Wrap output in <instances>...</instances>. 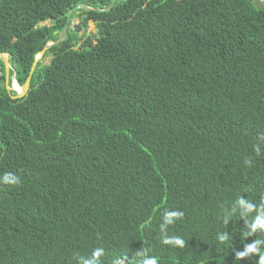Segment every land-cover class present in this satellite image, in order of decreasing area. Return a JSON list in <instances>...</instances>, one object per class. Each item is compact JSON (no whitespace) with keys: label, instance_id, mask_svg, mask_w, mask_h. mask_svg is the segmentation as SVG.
Segmentation results:
<instances>
[{"label":"trees","instance_id":"obj_1","mask_svg":"<svg viewBox=\"0 0 264 264\" xmlns=\"http://www.w3.org/2000/svg\"><path fill=\"white\" fill-rule=\"evenodd\" d=\"M111 1L0 0L10 75L25 83L72 8ZM255 3L77 9L71 18L92 20L96 33L69 28L22 98L0 83V264H257L260 251L237 258L264 240L251 229L264 212V3ZM5 173L20 182L3 183ZM177 238L183 246L166 242Z\"/></svg>","mask_w":264,"mask_h":264},{"label":"water","instance_id":"obj_2","mask_svg":"<svg viewBox=\"0 0 264 264\" xmlns=\"http://www.w3.org/2000/svg\"><path fill=\"white\" fill-rule=\"evenodd\" d=\"M116 2H117V0H112L110 2V4L104 9L94 8V7H91L85 3H81V4L77 5L76 7L72 8L67 14L66 22H65V24H64V26H63L60 34H59L58 39L57 40H50L44 46V48L42 50H40L39 53L35 56V59H34L32 67L30 69L29 75H28L25 83L22 86L16 81L14 73L12 75H10V70H12V65L10 63V58H11L10 53L0 52V59L4 65L3 75L0 77V79H2L4 81V83H1V86L6 88V90L8 91V93L10 94L12 99H19V98H22L23 96H25V94L28 92V90L30 88V81H31L33 73L36 69V66L39 63V61L43 58L45 52L54 46L62 44L63 42H65L67 40L68 29L70 27V20H71V16H72L73 12L76 11L77 9H82V10H86V11H95L98 13L109 12L113 8V6L116 4ZM255 5L258 7L259 3H255ZM72 28L75 30V32L79 33L81 26L78 24V25L73 26ZM15 85L19 86V88L21 90L20 91L16 90L14 88ZM13 91L15 92L14 94L12 93ZM0 155H1V149H0Z\"/></svg>","mask_w":264,"mask_h":264},{"label":"clouds","instance_id":"obj_3","mask_svg":"<svg viewBox=\"0 0 264 264\" xmlns=\"http://www.w3.org/2000/svg\"><path fill=\"white\" fill-rule=\"evenodd\" d=\"M257 151H259V148H257ZM2 182L3 183L17 184V183L20 182V178L18 176H16V175L12 174V173H5L3 178H2ZM240 203L244 204L245 201L241 200ZM247 208L249 210H251L253 208V205L247 204ZM177 215H179L178 212H173V213L170 214V216H177ZM251 229H252V233H255L256 230L259 229L261 234H264V212H261V214L256 217L255 222L251 224ZM249 234L250 233L247 232V231H245L243 233L245 238ZM220 239L223 241V240L228 239V237L225 236V235H222L220 237ZM166 242L167 243H174V244L180 245V246H183V244H184V241L182 239H179V238L174 239V240H170V241H166ZM260 244H264V240L257 239L256 242H254L253 244L247 246L246 251L239 252L238 255H237V258L240 259V258H243L246 255H248L249 253L260 251V260L257 262V264H264V251H261L258 248V245H260ZM94 255L96 257H99L101 255V250H96L94 252ZM85 264H96V261L95 260H89V261H86ZM145 264H157V261L155 259H149V260H146Z\"/></svg>","mask_w":264,"mask_h":264},{"label":"rangeland","instance_id":"obj_4","mask_svg":"<svg viewBox=\"0 0 264 264\" xmlns=\"http://www.w3.org/2000/svg\"><path fill=\"white\" fill-rule=\"evenodd\" d=\"M257 2H259V3H264V0H257ZM80 21H81V20H80L79 17H75V18H73V19L71 18V20H70L71 24H70V27H69V28H72L73 26L79 24V25L81 26V28H80V32L77 33V34L79 35V37H87V36H89V35H91V34H93V33H96L95 23H94L92 20L89 21V23H88L87 26H82V25L80 24V23H81ZM44 24H50V21H47V22H45ZM50 59H51V56L44 58V59L42 60V64H47V63H49ZM0 60H1V59H0Z\"/></svg>","mask_w":264,"mask_h":264},{"label":"flooded vegetation","instance_id":"obj_5","mask_svg":"<svg viewBox=\"0 0 264 264\" xmlns=\"http://www.w3.org/2000/svg\"><path fill=\"white\" fill-rule=\"evenodd\" d=\"M3 75V71H2V69H1V67H0V77ZM0 83H4V81L2 80V79H0Z\"/></svg>","mask_w":264,"mask_h":264},{"label":"bare ground","instance_id":"obj_6","mask_svg":"<svg viewBox=\"0 0 264 264\" xmlns=\"http://www.w3.org/2000/svg\"><path fill=\"white\" fill-rule=\"evenodd\" d=\"M14 88L18 91H20L21 89L19 88V86L15 85Z\"/></svg>","mask_w":264,"mask_h":264}]
</instances>
